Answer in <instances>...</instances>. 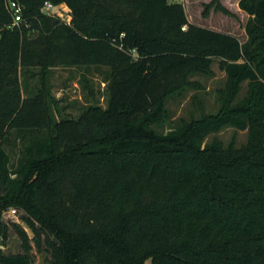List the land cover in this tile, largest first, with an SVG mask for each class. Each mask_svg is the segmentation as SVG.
<instances>
[{
  "label": "trees",
  "instance_id": "16d2710c",
  "mask_svg": "<svg viewBox=\"0 0 264 264\" xmlns=\"http://www.w3.org/2000/svg\"><path fill=\"white\" fill-rule=\"evenodd\" d=\"M7 1L0 240L9 238L3 214L20 209L36 246L50 254L46 264H264V0L240 3L252 18L246 43L192 25L181 0H17L20 28ZM46 3L66 5L70 24L45 14ZM216 59L230 80L221 115L158 133L168 100ZM38 67L43 75L109 68L108 107L56 122L47 95L24 96L22 77ZM245 82L250 94L234 106ZM226 127L247 131V144H205ZM45 130L51 134L27 146L15 169L6 148L13 132ZM0 264L32 263L0 248Z\"/></svg>",
  "mask_w": 264,
  "mask_h": 264
},
{
  "label": "rangeland",
  "instance_id": "374dc122",
  "mask_svg": "<svg viewBox=\"0 0 264 264\" xmlns=\"http://www.w3.org/2000/svg\"><path fill=\"white\" fill-rule=\"evenodd\" d=\"M242 1L181 0L180 3L192 25L231 35L241 43H246L249 40L247 27L252 18L241 9ZM60 12L65 21H70V13L65 6ZM246 63L250 64L247 61L238 62L240 65ZM109 79L110 70L106 67H58L46 75H43V68L38 67L22 77V86L25 98L34 97L39 93L48 96L51 115L56 122L78 121L90 108L108 107ZM229 87L230 80L222 68L221 60H214L209 73L195 74L182 92L168 100L167 116L156 130L160 134H168L180 130L183 122L190 123L206 117L220 116L224 105L221 96L223 93H229ZM249 94L250 83L245 82L241 90L233 95V105L247 100ZM49 134L51 132L46 130L40 135L13 132L6 146L12 156V166L18 168L24 161L25 148L40 139H46ZM215 140L222 142L226 148L233 143L241 148L247 144L248 132L226 127L217 134L209 135L205 144H211ZM26 219L27 214L20 209H10L3 214V221L9 228V238L5 242L0 240V248L6 256L27 254L32 264H46L50 254L45 247L39 249L36 246L35 234L28 227ZM22 232L29 237L30 251L26 248ZM42 239H45V236H42Z\"/></svg>",
  "mask_w": 264,
  "mask_h": 264
},
{
  "label": "built area",
  "instance_id": "2783aa9c",
  "mask_svg": "<svg viewBox=\"0 0 264 264\" xmlns=\"http://www.w3.org/2000/svg\"><path fill=\"white\" fill-rule=\"evenodd\" d=\"M63 6H65L68 9V7L66 5L55 6L52 3H46L44 8H43V12L49 16L60 18L65 23L70 24L71 16H70V21L67 22L63 19V17L60 14L61 13L60 11L63 8ZM7 8H8V10L12 16V19H13L12 27L13 28H20L21 25L24 23L22 5L17 0H8L7 1ZM69 13H70V11H69ZM133 54L136 56L137 52L133 51Z\"/></svg>",
  "mask_w": 264,
  "mask_h": 264
}]
</instances>
